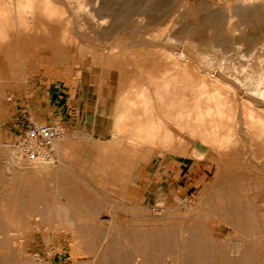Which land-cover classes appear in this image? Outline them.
Returning <instances> with one entry per match:
<instances>
[{
	"label": "rangeland",
	"instance_id": "obj_1",
	"mask_svg": "<svg viewBox=\"0 0 264 264\" xmlns=\"http://www.w3.org/2000/svg\"><path fill=\"white\" fill-rule=\"evenodd\" d=\"M44 1L37 0L39 11L34 21L28 22V31L12 23L7 28L9 41L0 44L2 203L12 205L18 200L14 180L22 169L34 168L21 155L16 141L23 124L33 121L35 105L40 115L52 112L44 107L48 104L46 93L61 96L60 105L66 103L69 109L80 105L83 121L73 124V129L65 128L66 162L61 164L56 154L50 165L59 174L44 180L47 193L57 192L64 183L69 194L57 196L49 215L25 213L19 228L8 229L0 222V242H5L0 246V264H138L126 244L147 238L157 241L156 245L143 246L148 249V264H198L191 259L196 251L206 256L204 264H239L229 256L238 241L246 242L247 249L263 257L264 180H259L264 176L263 165H254L249 155L245 165H224L207 155L208 148L201 158L193 160L191 147L181 157L157 148L147 165L139 164L135 158L124 157L126 149L136 148L125 144L123 137H130L129 133H118L120 138L113 145V124L127 112L133 86L149 84L147 75L155 62L145 60L143 64L150 69L140 68L139 48L149 51L164 46L205 66L195 51L215 55L218 42H224L225 37V42L230 40L232 35L225 28L228 15L234 14L236 27L244 25L249 40L264 43V8H243L241 0H81L86 7L80 9L76 0H50L59 12L47 20L41 15ZM103 21L106 25L99 27ZM159 31H165L163 39L151 41ZM116 47L118 52L110 55ZM175 134L181 142L187 140V134L177 129ZM261 155L258 151L255 160L263 162ZM231 170L238 172L230 175ZM173 173L178 182L174 187L168 185V203L161 192L148 202L150 194L156 192L151 186ZM254 184L258 190L250 189ZM237 191L243 193L242 199L232 197ZM162 232L170 233L180 244H158ZM114 254H119L120 262Z\"/></svg>",
	"mask_w": 264,
	"mask_h": 264
},
{
	"label": "bare ground",
	"instance_id": "obj_2",
	"mask_svg": "<svg viewBox=\"0 0 264 264\" xmlns=\"http://www.w3.org/2000/svg\"><path fill=\"white\" fill-rule=\"evenodd\" d=\"M76 1L80 9L86 7L81 0ZM240 4L243 8L255 7L259 5L264 8V0H241ZM37 6V0H0V44L5 43L6 40H8L10 34L7 33V28H11L13 26L12 23H16L19 28H23L24 31H28V22L34 21L36 13L39 11ZM43 6V11H41L43 14L41 15H43V17H45L47 20L59 12H57L56 8L54 7V2H51L50 0H45ZM95 7H97V4ZM233 15H228V18L230 16L229 23L228 25L225 23L227 25L225 28H227L229 34H231L232 37L227 42H225L227 40L225 37L224 42H218L217 46L215 45L216 47L213 51L217 54L209 55L202 54L200 53L201 51H195L197 57L201 60V62H203L202 64L205 66L200 65L197 60L194 61L188 58L186 54L184 55L181 53L178 55L177 52L168 51V49L163 48V45V47L157 46L155 49L149 51L147 48L146 50L145 48H139L140 68L145 70L150 69L149 66L145 67V64H143L145 60H153L155 63L152 64L153 69L151 68V71L147 75L149 84L133 86L134 96L131 100H129L128 110L121 117V119L116 121L114 126L115 139L113 140V145H117V140L120 138L118 137V133H129V135H131L130 137H123L125 144L128 147H136L133 150L126 149L124 157L135 158L139 164L144 163L147 165L146 163L151 159L152 151L157 148L163 149V152H168V154L179 155L181 157L186 155V153H188L186 152L187 149L191 147L192 155L190 158L194 160L201 158V153L205 151V148H208L209 152L207 155L212 157L218 163L224 165H245V159L249 155L254 165L260 164L264 166V43L249 40L250 36L247 38L248 33L245 31V29H243L244 25L243 27L241 25L236 27L233 24V19L235 17ZM92 18L93 16H91V19ZM93 20H95V18H93ZM104 25H106L105 21L99 24V27ZM225 28H223V30ZM164 35L165 31H159L151 36V41L159 42L161 39H163ZM168 41L169 39L167 42ZM117 49V47L112 49L110 55H113ZM6 50L7 49H3V51L7 52ZM80 52H82L81 48ZM219 57L221 58L220 60ZM136 58L138 59V57ZM225 63H228L227 67ZM215 65L219 66V75L215 71ZM230 68L234 70L235 76L228 72ZM155 72H157V74H155ZM129 122H131L130 126L127 125ZM176 129L181 133L187 134V140L190 142H187V140L185 142H181L182 138L175 134ZM67 140L68 137H65L60 141L54 142V157L57 154L61 164L63 165L67 159L65 149L67 145L65 142H67ZM193 146L195 149H193ZM18 150L23 156L21 150ZM258 151L262 152L261 158L263 159V162L255 160ZM54 160L51 163H44L40 161L32 162L28 160L33 164L34 168L32 169L30 166V169L27 167L26 169H22L19 172L17 171L18 175L16 180H14V185L18 194V200L11 205L10 203L6 202L2 203L3 200L0 199V222L4 225V227L8 229L21 227L23 215L25 213L36 214L42 212L45 215H49L51 212L50 207L55 203L57 196L69 194V187L64 183L58 187V190L55 193H53L54 191L51 193H47L45 191V184L47 182H44V180L46 181V178L50 176L52 177L53 174H59L56 170H53L52 166L50 165L54 162ZM237 172L238 171L236 170L228 171L230 175L236 174ZM4 178L6 179L5 176ZM259 180H264V176L261 175ZM50 184L53 186L51 182ZM250 189L258 190L259 188L257 184H254L250 186ZM240 191L234 192L232 197L237 198L238 200L242 199L243 193ZM47 196H49L50 199H47ZM7 197L9 196L7 195ZM12 197L13 196H11L10 199ZM262 197L264 198V192H262ZM261 213L264 222V210H262ZM253 216H251V218ZM251 220H253V218ZM249 222L250 221H248V223ZM120 230L122 229L120 228ZM163 233L164 232H162V235ZM169 234L160 236L158 244L168 246L169 243L173 241ZM119 235L121 234L119 233ZM135 236L137 237V235ZM241 236L242 235H240V237ZM140 237H143V235L141 236L140 234ZM148 240L150 239L147 238V241L145 242L128 241L126 244L130 248L128 253H131L133 259L137 260L138 264H148V249L146 250V247L156 245L157 243V241ZM173 242L176 244L178 239L175 237ZM178 243L180 244V242ZM3 244H5V242H0V246ZM143 246L146 247L144 248ZM122 249L123 248L120 250ZM262 252H264V250ZM230 255H232L235 262H238L239 264H257V262H264V256L258 257L256 251L252 252L247 249V243L244 241H238L235 247H233V250L229 253V256ZM116 257V261L118 262L120 260L118 258L119 254ZM205 257L202 256L201 251H196L195 256L191 259L196 263L198 262V264H204L207 259ZM138 259H140V261H138Z\"/></svg>",
	"mask_w": 264,
	"mask_h": 264
},
{
	"label": "built area",
	"instance_id": "obj_3",
	"mask_svg": "<svg viewBox=\"0 0 264 264\" xmlns=\"http://www.w3.org/2000/svg\"><path fill=\"white\" fill-rule=\"evenodd\" d=\"M65 137L66 129L60 121L50 123L26 121L16 145L29 161L51 163L55 154L54 142Z\"/></svg>",
	"mask_w": 264,
	"mask_h": 264
},
{
	"label": "crops",
	"instance_id": "obj_4",
	"mask_svg": "<svg viewBox=\"0 0 264 264\" xmlns=\"http://www.w3.org/2000/svg\"><path fill=\"white\" fill-rule=\"evenodd\" d=\"M47 94V97H48V104L47 105H44V107L47 109V110H50L52 112H50V114L47 116V115H40L38 114V107L36 108V105H35V113L34 114H31V118L33 121L35 122H40V123H50V122H54L55 120H53V118H56L58 119V121H60L63 126L66 128V129H73L74 126L73 124H77L79 122H82L83 121V115H82V119L81 118V107L80 105L77 106L76 104L73 105L72 109H69L67 106H66V103L64 104H61V96L59 95H55V94H52L50 95L48 92L46 93ZM57 98V99H54ZM41 102L43 103V100H41ZM71 111V112H70ZM113 131H114V124H113ZM178 182V179H177V176H176V173H173L172 176H168V175H165L161 181H158V183H154L151 188H155L154 190L156 192H153L150 194V196L148 197V202H150L153 198V194L158 196L159 193L161 192L162 195L164 196V199H165V202L168 203V198L169 196H171L169 193H168V185H172V187H174V185H176V183ZM155 203H157L156 199H155Z\"/></svg>",
	"mask_w": 264,
	"mask_h": 264
}]
</instances>
